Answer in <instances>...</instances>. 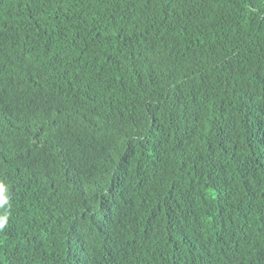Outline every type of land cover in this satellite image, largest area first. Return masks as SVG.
Returning a JSON list of instances; mask_svg holds the SVG:
<instances>
[{
    "label": "trees",
    "instance_id": "trees-1",
    "mask_svg": "<svg viewBox=\"0 0 264 264\" xmlns=\"http://www.w3.org/2000/svg\"><path fill=\"white\" fill-rule=\"evenodd\" d=\"M0 264H264V0H0Z\"/></svg>",
    "mask_w": 264,
    "mask_h": 264
},
{
    "label": "clouds",
    "instance_id": "clouds-1",
    "mask_svg": "<svg viewBox=\"0 0 264 264\" xmlns=\"http://www.w3.org/2000/svg\"><path fill=\"white\" fill-rule=\"evenodd\" d=\"M6 224V220L4 222H0V229H2Z\"/></svg>",
    "mask_w": 264,
    "mask_h": 264
}]
</instances>
